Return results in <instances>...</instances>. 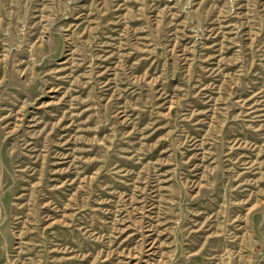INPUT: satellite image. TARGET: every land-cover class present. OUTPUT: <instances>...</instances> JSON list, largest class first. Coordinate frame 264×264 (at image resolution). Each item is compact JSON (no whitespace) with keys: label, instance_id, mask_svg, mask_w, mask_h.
<instances>
[{"label":"rangeland","instance_id":"1","mask_svg":"<svg viewBox=\"0 0 264 264\" xmlns=\"http://www.w3.org/2000/svg\"><path fill=\"white\" fill-rule=\"evenodd\" d=\"M0 264H264V0H0Z\"/></svg>","mask_w":264,"mask_h":264},{"label":"bare ground","instance_id":"2","mask_svg":"<svg viewBox=\"0 0 264 264\" xmlns=\"http://www.w3.org/2000/svg\"><path fill=\"white\" fill-rule=\"evenodd\" d=\"M66 216V215H65ZM198 253V252H197Z\"/></svg>","mask_w":264,"mask_h":264}]
</instances>
